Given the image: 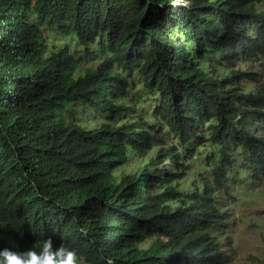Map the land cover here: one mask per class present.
<instances>
[{
    "label": "trees",
    "instance_id": "1",
    "mask_svg": "<svg viewBox=\"0 0 264 264\" xmlns=\"http://www.w3.org/2000/svg\"><path fill=\"white\" fill-rule=\"evenodd\" d=\"M176 1L0 0V247L51 237L90 264L229 261L230 180H264V76L237 67L264 57L263 0ZM44 25L106 58L76 75L81 58L48 53ZM121 71L153 97L140 115ZM77 103L105 121L67 122ZM194 157L209 174L182 188Z\"/></svg>",
    "mask_w": 264,
    "mask_h": 264
},
{
    "label": "rangeland",
    "instance_id": "2",
    "mask_svg": "<svg viewBox=\"0 0 264 264\" xmlns=\"http://www.w3.org/2000/svg\"><path fill=\"white\" fill-rule=\"evenodd\" d=\"M259 9H264V0L258 5ZM41 30L47 39L48 53L59 50L65 45H70L71 52L81 58L76 75L84 74L88 67H96L99 62L106 58V54L99 51V43L92 45L89 50L79 44L76 34L61 35L60 32L50 30L46 25L41 26ZM237 67L259 71L264 76V57L257 60H248L238 63ZM115 67L114 70H118ZM123 75H128L130 91L128 97L121 102L135 107L137 115H140L142 109L148 108L153 102L152 95L149 96L144 89L142 78L136 71L129 73L121 71ZM264 78V77H263ZM152 101V102H151ZM131 118L133 113L128 114ZM67 122L79 123L88 129H94L105 121V115L102 110L99 112L86 107L82 104H72L64 112ZM156 149L151 151L153 155ZM148 157L144 159L147 161ZM199 157L191 160V170L188 172L181 185L182 188H189L192 183L199 184L200 174L204 176L209 174L207 166ZM141 162L123 167V171L134 170ZM170 166V162H167ZM121 169V170H122ZM118 171L117 173H119ZM202 172V173H201ZM237 181L235 184L234 182ZM231 189L224 195L223 207L230 214V225L226 232L229 238L224 240V249L229 254V261L226 264H264V180L257 182L251 180L245 173L239 178L234 177L230 180ZM234 184V186H233ZM82 264H90L82 258Z\"/></svg>",
    "mask_w": 264,
    "mask_h": 264
},
{
    "label": "clouds",
    "instance_id": "3",
    "mask_svg": "<svg viewBox=\"0 0 264 264\" xmlns=\"http://www.w3.org/2000/svg\"><path fill=\"white\" fill-rule=\"evenodd\" d=\"M0 264H82V258L74 247L54 244L53 239L47 237L34 241L22 251L0 247Z\"/></svg>",
    "mask_w": 264,
    "mask_h": 264
},
{
    "label": "built area",
    "instance_id": "4",
    "mask_svg": "<svg viewBox=\"0 0 264 264\" xmlns=\"http://www.w3.org/2000/svg\"><path fill=\"white\" fill-rule=\"evenodd\" d=\"M176 3L177 4H182V5H187L189 3V1H187V0H177Z\"/></svg>",
    "mask_w": 264,
    "mask_h": 264
}]
</instances>
